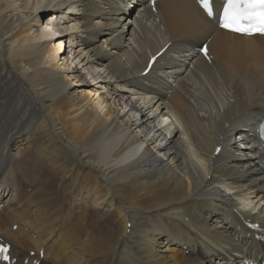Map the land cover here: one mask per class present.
Here are the masks:
<instances>
[{
  "label": "bare ground",
  "instance_id": "obj_1",
  "mask_svg": "<svg viewBox=\"0 0 264 264\" xmlns=\"http://www.w3.org/2000/svg\"><path fill=\"white\" fill-rule=\"evenodd\" d=\"M153 1L135 0L127 24L123 0H0L9 264L264 259L261 231L245 226L264 228L254 138L226 144L264 115V35L218 28L195 0Z\"/></svg>",
  "mask_w": 264,
  "mask_h": 264
},
{
  "label": "snow or ice",
  "instance_id": "obj_2",
  "mask_svg": "<svg viewBox=\"0 0 264 264\" xmlns=\"http://www.w3.org/2000/svg\"><path fill=\"white\" fill-rule=\"evenodd\" d=\"M207 16L215 15L213 0H197ZM221 26L242 34H264V0H223ZM207 49H205V53ZM6 249L0 248V253ZM4 256V259H7Z\"/></svg>",
  "mask_w": 264,
  "mask_h": 264
},
{
  "label": "rangeland",
  "instance_id": "obj_3",
  "mask_svg": "<svg viewBox=\"0 0 264 264\" xmlns=\"http://www.w3.org/2000/svg\"><path fill=\"white\" fill-rule=\"evenodd\" d=\"M124 2H125V4L127 5L128 3H129V1L128 0H124ZM123 2V3H124ZM127 7V6H126ZM52 12L51 11H47L46 12V14H44V16L45 17H47V15H49V14H51ZM129 15H134L135 14V9L134 8H132L131 6H130V8L128 9V12H127ZM132 20V19H131ZM135 27V26H134ZM107 28V27H106ZM60 33V32H59ZM78 34H80V33H78ZM126 38V42H128L129 40H128V38H129V36H126L125 37ZM74 39H77V40H79L78 38H74ZM105 47H106V45H104ZM67 50V49H66ZM75 50H78V44H76V47H75ZM59 63H60V61H59ZM74 65V64H73ZM80 66H82V65H80ZM82 71V70H81ZM85 76H86V72H82ZM105 75V74H104ZM89 76V75H88ZM201 78L203 79V81L205 82L206 81V79L204 78V77H202L201 76ZM87 79L89 80L90 78L89 77H87ZM110 79V77H107V80H104L105 81V83H114L113 81H111V80H109ZM91 81V80H90ZM93 81H96V79L95 80H93ZM84 88H87V87H84ZM104 89V88H103ZM208 89L210 90V92H211V88H209L208 87ZM98 96V94H95V97H97ZM214 99H215V95H214ZM195 104V103H194ZM193 104V105H194ZM112 146H114V143H113V145ZM253 200V202L252 203H249V204H246L245 206L247 207V208H251L254 204H256L257 205V207H261L262 206V201H261V203H258V202H256V200L257 199H252ZM14 227L15 226H13V229H14Z\"/></svg>",
  "mask_w": 264,
  "mask_h": 264
}]
</instances>
